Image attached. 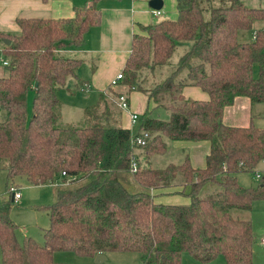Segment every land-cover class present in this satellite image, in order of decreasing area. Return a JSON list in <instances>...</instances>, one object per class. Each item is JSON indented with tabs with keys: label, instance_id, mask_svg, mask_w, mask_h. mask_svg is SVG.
I'll list each match as a JSON object with an SVG mask.
<instances>
[{
	"label": "trees",
	"instance_id": "trees-1",
	"mask_svg": "<svg viewBox=\"0 0 264 264\" xmlns=\"http://www.w3.org/2000/svg\"><path fill=\"white\" fill-rule=\"evenodd\" d=\"M98 1L75 8L69 19H17L18 35L0 34L7 61L0 75L5 188L15 186L11 182L20 177L30 186L55 187L54 201L40 207L49 215L42 246L30 237L18 241V227L10 216L14 200L8 191V198L0 200L2 264H64L54 260L55 253L82 258L135 253L142 264H181L186 253L202 264L217 257L226 264H253L249 215L253 203L264 200V174L250 189L239 185L236 176L256 174L264 160V129L227 126L222 116L238 97L264 103V26L251 41L238 40L255 22H264V7L228 0L211 8L205 19L201 0H176V19L141 26L132 37L121 82L127 92L149 94L139 133L132 136L130 130L109 124L107 109L98 112L95 107L84 109L87 125L59 124L57 92L69 80L79 81L81 64L65 52L79 49L84 35L99 25ZM178 48L185 52L177 68L144 90L148 76L168 65ZM186 87L200 88L208 99L184 98ZM158 107L169 112L168 120L151 117ZM142 132L149 135L146 144L134 145ZM171 142H209L204 168L194 170L184 151L178 163L152 166L150 156L169 153ZM132 161L138 165L134 180L144 191L132 193L118 178L120 172L129 173ZM174 180H181L179 193L189 203L157 204L150 190Z\"/></svg>",
	"mask_w": 264,
	"mask_h": 264
},
{
	"label": "crops",
	"instance_id": "crops-1",
	"mask_svg": "<svg viewBox=\"0 0 264 264\" xmlns=\"http://www.w3.org/2000/svg\"><path fill=\"white\" fill-rule=\"evenodd\" d=\"M91 1L0 0V34L18 35L20 31L16 20L20 18L52 20L72 18L75 8L88 6ZM150 1L152 0H99L97 2V7L101 12L99 25L92 27L84 35L83 44L79 49L67 50L65 52L70 57L81 60V64L77 69L79 81L69 80L65 87L57 92L59 101L63 102L66 99L64 95H72L76 91L79 93L82 89V93H87L89 96L92 95L94 97L88 107H95L98 112L107 109L109 124L115 128L130 130L132 136L139 133V126L135 130L136 123L132 124L128 114L119 110L117 97L121 94H126L132 107L131 111L133 113H142V108L136 109L139 102L138 93L135 91L127 92L128 90L121 83L117 87H111L110 89V84L118 74H123L126 60L131 51L132 37L140 33L139 28L141 26H147L155 22L156 16L153 12L156 10L150 8ZM161 1L162 7L158 10L161 13L160 16L165 12L170 17V20L176 19V0ZM3 67L0 64V75L3 74ZM73 88L74 90H72ZM182 94L188 100L206 101L208 99V95L198 87H186L183 89ZM142 98L144 99L143 96ZM241 105L245 106L246 125L237 122L236 119ZM132 109H136L135 112ZM253 113V103L245 97H238L231 106L225 108L222 123L227 126L248 127L249 125H253V118H255ZM169 151H184L189 155L191 167L194 170H199L205 166L206 156L210 151V144L209 142H171L169 144ZM176 180L166 187L159 182L157 189L150 190L157 204L187 205L189 203V199L179 193L181 187L178 183H175ZM11 183L17 186L15 181ZM47 186L52 187V185ZM262 238L264 236L259 238V248L264 254V244L261 242ZM254 245L253 264H264V256L261 261H259V258H256ZM56 254H54V260L56 262L57 260L62 261L61 257H58L56 260ZM104 255L108 257L109 253ZM183 257L187 259L188 256L185 255ZM90 260H93V258ZM215 262L216 264H224L222 257H217L214 261L206 264H214Z\"/></svg>",
	"mask_w": 264,
	"mask_h": 264
},
{
	"label": "rangeland",
	"instance_id": "rangeland-1",
	"mask_svg": "<svg viewBox=\"0 0 264 264\" xmlns=\"http://www.w3.org/2000/svg\"><path fill=\"white\" fill-rule=\"evenodd\" d=\"M221 1V2H220ZM248 7H264V0H240ZM228 0H209V1H200V9L205 17L208 19L209 10L211 8L219 7L222 4L226 5ZM167 13H163L162 16L155 17V22L158 23L162 20H169ZM264 26V22L257 21L253 24L252 29L247 32H241L238 36V40L240 42H247L252 40V36L255 31ZM185 52V49L178 48L176 49L174 55L170 59L168 65L159 68L156 75L148 76V81L142 87L144 90H151L156 84L162 82L167 76H169L176 68L180 57ZM257 68H254V76L257 75ZM113 87L110 84V89ZM117 87V86H115ZM119 88V87H118ZM74 90V88L72 89ZM108 91H110L108 89ZM77 92V93H76ZM72 93V95H64L65 101H61V112H60V120L59 124L64 126H84L86 124V117L84 115V109L90 106L92 103V95H88L87 93H82L81 91L78 93L76 91ZM139 96V102L137 103L136 109H143V112L147 106V92H137ZM206 94V93H205ZM207 95V94H206ZM144 97V99L142 98ZM34 98V91H31L28 95L27 99V112L28 116H31V103ZM151 107V105H150ZM130 108H132L130 106ZM240 111L237 113V122L246 125V114H245V106H240ZM136 109H132L134 112ZM143 112H135L138 116V120L136 121L135 130H137V126L140 124L141 115ZM253 114L255 118H253V126L256 128L264 129V103H255L253 104ZM0 119H3V115ZM152 118H156L159 120L166 121L169 119V112L162 107L155 108L151 114ZM139 128V127H138ZM136 133V132H135ZM134 133V134H135ZM196 157V156H195ZM198 157V156H197ZM182 159V153L177 151H169L163 156H150L149 162L154 167H166L168 163L174 162L178 163ZM140 165L143 167L146 163L144 156L139 159ZM256 173H259L261 177L264 174V165H259L256 169ZM5 172L0 171V200L8 198V188H5ZM119 180L128 188V190L132 193L141 192L145 189L139 186L131 173L128 172H120L118 173ZM239 185L244 188H255L259 185V179L255 177V173H240L236 176ZM15 183L20 193V200L14 201L13 207L10 212V216L12 220L18 227L17 230V239L20 243H22L25 237L32 238L38 245L42 246L44 243L43 240V230L48 229L49 227V215L42 208L48 204H51L55 197V187L45 186V187H33L30 186L26 180V177L16 178ZM180 181H176L175 183H179ZM19 185V186H18ZM183 196V195H182ZM11 197V195H10ZM167 198V197H165ZM234 215L244 219L247 217L244 213L236 212ZM249 217L252 219L253 225V233H254V251L256 258H259V261L263 260L264 254L260 251L259 248V238L264 236V200L255 201L253 203V209L251 215ZM188 256L187 259H184L183 256ZM58 257H61V260H57ZM92 259V258H90ZM88 258L78 257L73 253H60L56 254V260L59 263L64 264H142L139 258V255L135 253H109V256L106 257V260L100 263H95V258L90 260ZM224 260V259H223ZM0 264L1 262V253H0ZM181 264H201L195 261L190 255L184 253L181 258ZM216 264V262L214 263ZM224 264H226L224 260Z\"/></svg>",
	"mask_w": 264,
	"mask_h": 264
},
{
	"label": "built area",
	"instance_id": "built-area-1",
	"mask_svg": "<svg viewBox=\"0 0 264 264\" xmlns=\"http://www.w3.org/2000/svg\"><path fill=\"white\" fill-rule=\"evenodd\" d=\"M153 14L157 17V16H160L161 13H160V11L156 10V11L153 12ZM2 50H3V41L0 39V64L2 66H6L7 65V61L2 56ZM123 79H124V76H123L122 73H120L111 82V85L113 87L118 86L123 81ZM117 106H118L120 111L125 112V113L128 114L132 124L136 123V121L138 120V116L131 111L130 104H129V101H128V97H127L126 94H121V95H119L117 97ZM148 139H149L148 133L142 132L139 136H137V137H135L133 139L132 143L134 145H137V146H144L146 144V140H148ZM260 164L263 165L264 164V160L261 161ZM137 170H138L137 162L136 161H132L129 173H131L132 175H135ZM255 177L257 179L261 178L259 173H256ZM8 193L11 195V198L14 201H18L21 198L20 193L18 191V188H16L15 186L9 185ZM261 242L264 244V238L261 239Z\"/></svg>",
	"mask_w": 264,
	"mask_h": 264
},
{
	"label": "water",
	"instance_id": "water-1",
	"mask_svg": "<svg viewBox=\"0 0 264 264\" xmlns=\"http://www.w3.org/2000/svg\"><path fill=\"white\" fill-rule=\"evenodd\" d=\"M150 8L154 10H159L162 7V1L161 0H152L149 2ZM4 44H8L7 42H4ZM106 260V256L104 254H97L95 256V263H100Z\"/></svg>",
	"mask_w": 264,
	"mask_h": 264
}]
</instances>
